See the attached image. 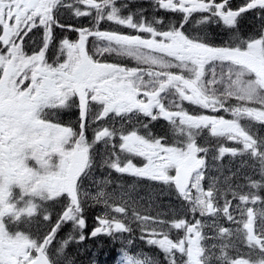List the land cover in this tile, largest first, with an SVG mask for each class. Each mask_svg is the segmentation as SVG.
Wrapping results in <instances>:
<instances>
[{
    "label": "snow or ice",
    "instance_id": "6c2138e0",
    "mask_svg": "<svg viewBox=\"0 0 264 264\" xmlns=\"http://www.w3.org/2000/svg\"><path fill=\"white\" fill-rule=\"evenodd\" d=\"M155 4L160 10L180 14L179 26L169 24L165 30L162 19L137 21L133 15L124 17L116 0H0V264H58L49 248L67 223L79 231V241L86 239L80 183L89 175L93 166L91 150L100 142L111 149V168L162 182L174 188L187 206L184 217L177 215L170 221L141 216L133 210L141 238L157 246L167 264H212L204 234L211 225L204 219L191 222L185 218L189 213L193 217L199 213L201 218L222 216L236 225L234 229L217 225V236L213 238L227 240L218 246L220 254L215 259L219 264H264V258L251 261L229 255L231 238L239 237L250 250H258L264 257V208L248 207L264 204V197L258 194L264 189V136L252 130L264 126V30L245 39L238 29L243 14L251 10L264 13V0H246L237 9L229 6L230 0H155ZM65 8L77 18L91 17L94 23L91 27L62 24L58 13ZM194 15H198L195 23L205 34L192 35L184 30ZM103 21L137 34L101 30ZM212 23H222L234 35L222 45L210 43L206 29ZM40 28L41 46L28 54L24 39ZM56 28L76 32L78 38L60 39L56 59L50 63L47 53L56 39ZM113 53L130 58L137 66L100 59ZM217 67L226 68V83L223 75L217 78ZM208 72L210 78H206ZM222 83L220 91L217 86ZM184 102L205 112L190 113ZM73 107L78 110V132L48 118L49 112ZM138 116L148 118V122H137L131 130L100 123L106 118L131 123ZM160 118L183 138L169 144L164 137H155L149 124ZM92 124L98 126L89 143L85 131ZM205 130L212 137L240 146H220L217 158L247 154L258 162L261 180L246 178L247 187L257 192L242 191L243 185L221 191L215 181L205 189L208 149L197 143ZM120 154L126 159L121 161ZM135 157L143 158L145 163L137 166L133 163ZM15 189L20 190L19 200ZM61 197H66L64 209L44 237L32 238L23 231L9 230L8 221L20 222L40 211L35 201H57ZM93 199L103 203L107 211L97 218L98 226L91 237L132 232L125 206L112 209L103 192ZM21 202L23 207L19 206ZM44 220L49 221L50 214L44 215ZM173 230L178 234L175 239ZM75 239L70 234L58 251ZM131 243L128 241L129 246ZM122 264L156 261L125 248Z\"/></svg>",
    "mask_w": 264,
    "mask_h": 264
},
{
    "label": "trees",
    "instance_id": "16d2710c",
    "mask_svg": "<svg viewBox=\"0 0 264 264\" xmlns=\"http://www.w3.org/2000/svg\"><path fill=\"white\" fill-rule=\"evenodd\" d=\"M151 191L154 193L156 190L152 188ZM152 198L155 199L154 196H152ZM180 208H183V206H180ZM49 210L51 211L52 220L48 223H44L39 219L37 222L36 230H40L41 234L39 238L44 237L48 230L52 226H54L59 214H61L62 211L60 205L58 204L50 205ZM159 210L162 213L164 212L163 209ZM84 212L86 215V217L84 216V218L86 219L87 224L85 229H83V234L85 235L86 239L83 241H79V231H74L73 228L70 226L71 224L67 223L57 233L56 239L53 241V245H51L49 248V254L50 256L57 258V261L65 262V264H106V262H110L112 259L115 258V248L120 247V242L116 240L108 242V239H106L105 236L102 235H100L98 238H96L97 236L90 237L91 231L94 230V228L96 227L95 224L97 223V218L101 214L100 206L97 204H95L94 206L91 205V207H89V205L88 207L85 206ZM141 214L164 219V216L159 211L151 208L148 210H142ZM177 215L183 217L182 214L178 211V209L175 208L174 217ZM185 218L193 223L195 221V218L192 217L191 214H189V217ZM167 220L170 221L172 220V218H167ZM70 234L76 237V239L70 242L62 252L58 251V249H60L61 242L67 239ZM139 234L140 230L139 228H137L136 234L132 241V246L137 249L134 250V252L143 253V258L154 259L158 264H167L164 253L157 246L148 245L146 243V240L141 238ZM175 234L177 233L174 231L172 235ZM55 251L60 252V254H55ZM151 255L156 256L152 257ZM239 258L235 257V259Z\"/></svg>",
    "mask_w": 264,
    "mask_h": 264
},
{
    "label": "rangeland",
    "instance_id": "374dc122",
    "mask_svg": "<svg viewBox=\"0 0 264 264\" xmlns=\"http://www.w3.org/2000/svg\"><path fill=\"white\" fill-rule=\"evenodd\" d=\"M264 30V29H262ZM2 34V33H0ZM39 41H33V45L34 44H38ZM103 46V45H101ZM115 54V53H113ZM226 71L225 72H219V75H223L224 77V81L226 83ZM219 79V78H218ZM222 89L224 87V83L220 84ZM226 155V154H225ZM223 156L222 158L224 159L226 156ZM233 160V159H232ZM231 159L228 161L229 164H226V166L224 165H220V161H218V165H220L219 167H225V172L224 174L225 175H230L231 178L230 179H237V171H240L242 168L241 167H237L236 168V165H233L234 162L232 161ZM231 164V165H230ZM245 170L244 171V175L247 173L248 174V169L246 167H244ZM228 170L230 172V174L226 171ZM216 184V183H215ZM233 184H236L235 182H233ZM209 185V184H208ZM103 193L106 194V192L104 191L103 189ZM107 195V194H106ZM123 197H124V194H122L121 192H110L109 193V199H110V203L111 204H115V203H118V202H123ZM89 197H85V200H87ZM128 201L131 203V205L134 207V210L140 212V210H148L150 209V206L149 204L145 203V201L142 199V198H138L137 200L133 199L131 196H129L128 198ZM23 207V206H21ZM153 209V208H151ZM256 210H260L258 208H254ZM117 216H120V214H118ZM27 218V217H25ZM133 218H128V220H132ZM200 219H204L206 221V223L208 225H211V227H206L204 229V234L208 237V239L205 241V245L206 247L208 248L209 252L208 254L213 256V260H212V264H219V261H217L215 259V256H218L220 254L219 252V245L221 243H225L227 240L226 239H216V238H213V237H216L217 236V225L218 226H223V227H228V228H235L236 225L233 224L232 222H228L226 219L224 220L223 217H205V218H201ZM10 230V229H9ZM213 245H217V247L213 248L212 246ZM234 249V248H233ZM119 264H122V257L120 258V261H119Z\"/></svg>",
    "mask_w": 264,
    "mask_h": 264
},
{
    "label": "flooded vegetation",
    "instance_id": "af4514ba",
    "mask_svg": "<svg viewBox=\"0 0 264 264\" xmlns=\"http://www.w3.org/2000/svg\"><path fill=\"white\" fill-rule=\"evenodd\" d=\"M246 2V0H230V7H240L241 5H243ZM255 19V13L254 10H251L245 14H243V16L241 17V27L244 28H250L251 26H253V21ZM245 24V25H243ZM208 33L215 35L216 37H218V35H229L228 32H212L209 31ZM239 33H242V31H239Z\"/></svg>",
    "mask_w": 264,
    "mask_h": 264
},
{
    "label": "bare ground",
    "instance_id": "6f19581e",
    "mask_svg": "<svg viewBox=\"0 0 264 264\" xmlns=\"http://www.w3.org/2000/svg\"><path fill=\"white\" fill-rule=\"evenodd\" d=\"M263 192H264V189H263Z\"/></svg>",
    "mask_w": 264,
    "mask_h": 264
}]
</instances>
